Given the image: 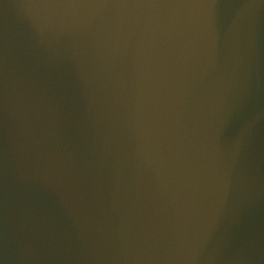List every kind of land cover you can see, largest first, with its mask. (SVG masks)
<instances>
[{
  "label": "water",
  "instance_id": "water-1",
  "mask_svg": "<svg viewBox=\"0 0 264 264\" xmlns=\"http://www.w3.org/2000/svg\"><path fill=\"white\" fill-rule=\"evenodd\" d=\"M264 0H0V264H264Z\"/></svg>",
  "mask_w": 264,
  "mask_h": 264
},
{
  "label": "bare ground",
  "instance_id": "bare-ground-1",
  "mask_svg": "<svg viewBox=\"0 0 264 264\" xmlns=\"http://www.w3.org/2000/svg\"><path fill=\"white\" fill-rule=\"evenodd\" d=\"M260 25H261V28H262V49H261V57L263 58L264 55H263V52H264V8L262 9L261 11V15H260Z\"/></svg>",
  "mask_w": 264,
  "mask_h": 264
},
{
  "label": "rangeland",
  "instance_id": "rangeland-1",
  "mask_svg": "<svg viewBox=\"0 0 264 264\" xmlns=\"http://www.w3.org/2000/svg\"><path fill=\"white\" fill-rule=\"evenodd\" d=\"M263 55H264V52H263ZM263 59H264V57H263Z\"/></svg>",
  "mask_w": 264,
  "mask_h": 264
}]
</instances>
